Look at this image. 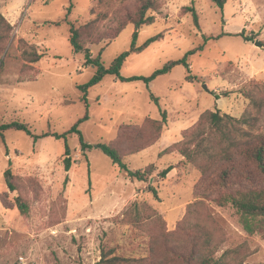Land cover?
<instances>
[{"label":"rangeland","instance_id":"374dc122","mask_svg":"<svg viewBox=\"0 0 264 264\" xmlns=\"http://www.w3.org/2000/svg\"><path fill=\"white\" fill-rule=\"evenodd\" d=\"M141 2L0 0L12 26L0 51V123L24 122L41 136L34 140L8 129L5 143L0 139V264H95L109 249L182 264L171 248L202 246L194 223L209 232L216 256L223 254L229 264H264V237L246 232L236 208L218 200L225 167L234 180L245 175V158L235 144L246 138L244 132L264 133V0H226L222 10L212 0H160L159 8L147 11L154 21L138 29L136 46L162 37L131 52L120 74L149 76L194 49L186 65L149 84L107 74L88 89L86 107L77 86L92 78L95 67L72 50L70 24L81 27L91 56L100 53L108 67L130 50ZM186 6L195 8L199 28ZM242 30L253 41L234 35ZM221 33L231 34L215 38ZM20 40L42 57L29 62L31 48ZM159 108L167 122L158 132L153 119H161ZM86 110L88 119L78 128L91 147L83 154L78 135L67 133L72 164L65 171L64 139L53 134L67 132ZM206 110L223 119L198 128ZM184 141L191 158L175 145ZM99 143L114 144L129 169H150L147 181L128 177ZM8 167L15 190L5 182ZM17 196L27 203V214L17 208Z\"/></svg>","mask_w":264,"mask_h":264},{"label":"trees","instance_id":"16d2710c","mask_svg":"<svg viewBox=\"0 0 264 264\" xmlns=\"http://www.w3.org/2000/svg\"><path fill=\"white\" fill-rule=\"evenodd\" d=\"M221 10L224 7L226 0H212ZM161 5L160 0H142L140 7L136 13V18L132 20L134 25V30L132 32V42L130 50L124 51L119 54L111 64L106 67L101 61L100 53L96 57L91 56L90 49L86 47L85 42L81 38V27H75L73 24H70L69 27V42L74 52H83L85 55L86 63H90L95 67V72L92 78L84 84H80L77 87L83 92L82 100L87 105V91L93 85L98 84L104 76L107 74L114 75L119 80L123 82L128 81H143L146 84H149L153 79L161 74H165L169 72L176 65H186V58L189 54L194 52V49L189 50L186 54L177 60H170L165 63L161 68L152 72L149 76H139L133 75L130 77L121 76L120 70L127 58V56L131 52L139 53L146 47H148L152 42L158 40L162 37L161 34H157L148 38L143 44L140 46H136V39L138 36V29L143 24H151L154 21V17L152 15H146L148 10H156ZM72 4L66 8V12L69 13L71 10ZM184 9H187L191 12L194 24L197 28H199L198 24V16L196 10L193 6H186ZM12 31L11 24L7 21L4 15L0 11V51L3 49L4 42L10 37V33ZM225 34L231 33H221L215 38L221 37ZM241 36L245 41H253V37L246 36L242 31L234 34ZM203 38L207 40L208 38L204 34H202ZM27 45L31 48L30 53L32 56L27 58L29 62H36L41 57L42 54L38 53L32 45H28L24 40H20V44ZM22 54H25V49L22 51ZM186 80L192 81L189 75L186 76ZM151 99L158 104L159 98L150 94ZM160 111V120L153 119V123L156 126L158 132L161 130L162 126L167 122V114L166 110ZM88 119V112L85 111L84 115L77 119V121L72 125V127L65 133L53 134L56 138L64 139V158H63V166L64 170L68 171L72 164V158L70 155V148L68 146L66 140L67 133H76L78 135V142L80 149L83 154H85L86 149L91 147V145L85 141L84 136L81 130L78 128V125ZM223 119L222 116L218 114V111H209L206 110L203 112L199 118L197 123V127L202 126V122L208 120L212 124H219V122ZM8 129L21 130L25 132L27 135L32 136L34 140L38 137L32 134L27 123L20 121H10L0 123V139L3 143H5V135L4 132ZM194 131L193 133H195ZM192 133V134H193ZM246 138L235 144V146H240L241 151L244 155V161L240 162V166L244 164L245 175L241 177L239 180H234V172L232 169L225 167L219 177V185L223 190V194L218 198L221 203H230L236 210L240 213L242 224L246 232L249 234L259 233L262 237H264V133H256L251 134L248 132H244ZM42 136H47V134H42ZM159 138V135L157 136ZM176 146H180V152L191 158V152L187 151L186 148H183L185 145V141L182 143H176ZM101 151L110 158L113 164L117 165L118 168L126 173V175L130 178H135L139 181H147V174L151 171L150 169L141 170V169H129L124 162L125 154L121 153L120 150L112 143H99L96 145ZM197 166L201 169L203 173L207 172V169L203 166V164H197ZM171 166H168L162 169L158 175L164 177L170 170ZM237 169V167H236ZM5 182L9 189L15 190L14 184L12 182L14 175L12 174L11 168L8 167L4 172ZM67 176L65 177V181H67ZM154 195H156V191L151 189ZM16 206L22 214L28 213V205L27 203L20 197L17 196ZM197 232L199 233V239L202 240V246H196L190 251H180L176 250V248H171V253L178 261H181L182 264H229L224 260L223 254L220 256H216L215 251L213 250L211 235L207 230H204V227L199 223H194ZM152 246L149 248L150 251ZM95 264H168V262L164 259H158L147 256H125L123 254H114L112 249L103 250L101 253L100 259L95 262Z\"/></svg>","mask_w":264,"mask_h":264},{"label":"water","instance_id":"95a60500","mask_svg":"<svg viewBox=\"0 0 264 264\" xmlns=\"http://www.w3.org/2000/svg\"><path fill=\"white\" fill-rule=\"evenodd\" d=\"M254 44L257 45V46L262 47V43L260 41H258V40L254 41ZM203 87L206 88V85L203 84Z\"/></svg>","mask_w":264,"mask_h":264},{"label":"crops","instance_id":"0c3cea01","mask_svg":"<svg viewBox=\"0 0 264 264\" xmlns=\"http://www.w3.org/2000/svg\"><path fill=\"white\" fill-rule=\"evenodd\" d=\"M11 12H12V13H16V12H17V10H12ZM35 45H36V46H38V44H37V43H35Z\"/></svg>","mask_w":264,"mask_h":264},{"label":"built area","instance_id":"2783aa9c","mask_svg":"<svg viewBox=\"0 0 264 264\" xmlns=\"http://www.w3.org/2000/svg\"><path fill=\"white\" fill-rule=\"evenodd\" d=\"M27 11V10H26Z\"/></svg>","mask_w":264,"mask_h":264}]
</instances>
